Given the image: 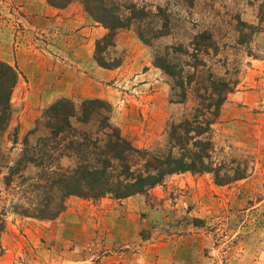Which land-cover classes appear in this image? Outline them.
<instances>
[{"label":"rangeland","instance_id":"obj_1","mask_svg":"<svg viewBox=\"0 0 264 264\" xmlns=\"http://www.w3.org/2000/svg\"><path fill=\"white\" fill-rule=\"evenodd\" d=\"M119 1L160 8L169 29L150 43L139 39L136 24L118 30L112 56L122 61L106 69L94 53L107 29L78 1L54 7L47 0H0V60L19 72L0 131V264H264V17L259 24L257 2ZM237 14L259 24L242 43ZM203 31L217 46L199 55L203 73L239 81L211 123L213 157L231 167L246 160L248 175L217 185L209 173H174L147 195L70 196L53 219L22 214L21 207L41 198L32 190L40 170L14 167L24 140L34 145L48 132L45 110L61 99L76 109L99 99L111 111L96 109L87 122L72 119L78 130L103 139L101 123L109 117L134 146L163 148L169 125L190 116L198 99L177 102L173 78L156 65V55L182 45L188 54L180 60L194 64L191 39ZM60 161L70 169L74 159Z\"/></svg>","mask_w":264,"mask_h":264},{"label":"trees","instance_id":"obj_2","mask_svg":"<svg viewBox=\"0 0 264 264\" xmlns=\"http://www.w3.org/2000/svg\"><path fill=\"white\" fill-rule=\"evenodd\" d=\"M78 1L84 11L107 29V33L95 43V59L106 69L120 65L122 58L112 56L116 51L117 31L136 24V34L145 43L167 35L168 18L135 4L127 6L119 0H47L54 7H65ZM256 17L261 24L264 17V0H255ZM160 17L157 26H152L153 18ZM240 43L259 30L235 15ZM245 29L246 33H242ZM242 33V34H241ZM194 64L180 60L187 55L182 45L171 48V52L156 55V65L173 78V95L177 102H185L193 95L198 103L190 116L178 123H171L166 130V143L162 148H138L121 136L109 117H104L101 127L105 132L101 139L92 133L78 130L72 119L87 122L92 112L110 107L99 99H88L75 108L68 99H61L50 105L44 112L46 134L34 145L24 140L23 152L14 170H25L29 164L39 168L38 180L32 190L40 191L41 198L34 207H21L22 214L41 219H53L66 207V199L76 196L97 201L109 195L114 200H122L135 194H148L165 177L174 173L211 174L217 185H225L245 178L250 165L246 160L233 161L234 167L224 160L216 162L213 153L211 123L220 114L221 105L238 84V79L215 78L203 73L199 55L216 50L213 35L207 31L192 36ZM171 54V55H170ZM190 68V69H188ZM19 72L0 60V131L5 129L10 115V95L17 82ZM63 157L73 158V165L64 168Z\"/></svg>","mask_w":264,"mask_h":264}]
</instances>
